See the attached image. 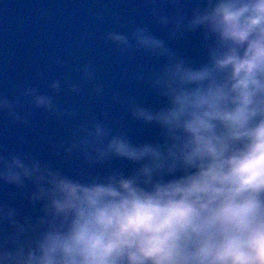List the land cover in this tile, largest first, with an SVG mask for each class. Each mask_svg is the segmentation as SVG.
<instances>
[{"label": "clouds", "instance_id": "1", "mask_svg": "<svg viewBox=\"0 0 264 264\" xmlns=\"http://www.w3.org/2000/svg\"><path fill=\"white\" fill-rule=\"evenodd\" d=\"M142 3L166 38L147 24L102 38L157 62L131 77L156 105L111 94L154 138L134 140L122 118H81L60 102L87 85L105 96L91 61L57 58L77 76L49 79L47 91H0V114L14 124L34 127L40 111L69 126L66 140L48 138L60 164L26 151L23 136L19 147L0 144V264H264V0ZM106 13L120 19L102 7L96 20ZM189 34L199 35L198 60L173 46Z\"/></svg>", "mask_w": 264, "mask_h": 264}, {"label": "water", "instance_id": "2", "mask_svg": "<svg viewBox=\"0 0 264 264\" xmlns=\"http://www.w3.org/2000/svg\"><path fill=\"white\" fill-rule=\"evenodd\" d=\"M102 7L118 13L120 19L106 13L104 22H98L95 13ZM134 24H147L156 35L166 38L164 29L155 23L142 0H0V91L13 95L14 85L26 83H38L42 91H47L49 79L68 76L75 80L77 76L74 71L57 67V58L68 59L72 68L91 61L97 69V82L105 86V96L95 97L87 90L91 85H87L85 93L79 96L62 91L60 102L77 107L81 118H103L105 112L110 117L122 118L134 140L154 138L155 129L134 121L125 108L111 99L112 92L118 91L148 105L158 103L146 83L131 79L137 65H144L147 72L157 62L143 54L122 56L102 38L110 30L130 34ZM173 46L186 56L200 59L198 34H189ZM69 48L71 56L67 55ZM42 70L46 74L43 80L38 78ZM33 122L34 127L25 128L0 114V144L9 149L19 147L18 137L23 136L29 140L26 151L60 164L52 154L48 138L52 142L66 140L69 126L40 111L35 112ZM79 163L74 162L72 168ZM113 166L124 167L125 162L113 161ZM3 196L4 190H0V197Z\"/></svg>", "mask_w": 264, "mask_h": 264}]
</instances>
